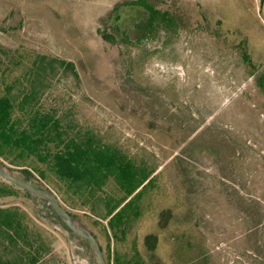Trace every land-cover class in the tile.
<instances>
[{
    "label": "rangeland",
    "instance_id": "rangeland-1",
    "mask_svg": "<svg viewBox=\"0 0 264 264\" xmlns=\"http://www.w3.org/2000/svg\"><path fill=\"white\" fill-rule=\"evenodd\" d=\"M133 1L0 0V59L10 61L4 51L21 62L13 74L27 64L40 107L152 172L118 250L136 240L148 264H264V0H148L168 14L148 27ZM50 59L76 75L47 68ZM12 191L0 206L19 207L51 234L60 264H95L46 201ZM74 213L107 261L117 246L106 222Z\"/></svg>",
    "mask_w": 264,
    "mask_h": 264
},
{
    "label": "trees",
    "instance_id": "trees-1",
    "mask_svg": "<svg viewBox=\"0 0 264 264\" xmlns=\"http://www.w3.org/2000/svg\"><path fill=\"white\" fill-rule=\"evenodd\" d=\"M131 5L144 10L147 27L157 20L168 21V14L155 9L148 0H135ZM97 33L111 42L110 34L100 29ZM2 53L10 61L0 59L1 162L9 170L20 171L34 186L49 188L76 218L74 212L82 211L98 219L95 225L105 221L102 227L117 246L109 250L107 264H148L136 240L129 252L118 250V246L126 242L141 214L140 200L152 181V172L139 167L117 145L103 142L93 130L76 126L52 107H40L35 85L27 87V64L19 74H13L14 66L21 62L8 52ZM54 62L74 73L71 64L55 59H50L47 68ZM38 69L46 68L41 63ZM12 189L13 185L0 183V198L13 195ZM52 242L51 234L35 226L19 207L0 206V264H60ZM156 244L155 235L144 237L149 254Z\"/></svg>",
    "mask_w": 264,
    "mask_h": 264
},
{
    "label": "water",
    "instance_id": "water-1",
    "mask_svg": "<svg viewBox=\"0 0 264 264\" xmlns=\"http://www.w3.org/2000/svg\"><path fill=\"white\" fill-rule=\"evenodd\" d=\"M0 178L7 181L9 184L26 191L29 195L46 201L61 222H63L74 235L88 242L96 260L95 264H107L101 246L94 234L62 206L57 196L51 190L48 188L36 187L30 182L15 177L1 160Z\"/></svg>",
    "mask_w": 264,
    "mask_h": 264
}]
</instances>
